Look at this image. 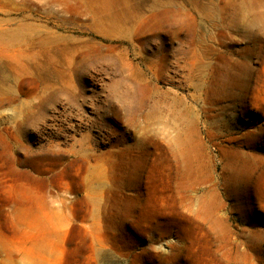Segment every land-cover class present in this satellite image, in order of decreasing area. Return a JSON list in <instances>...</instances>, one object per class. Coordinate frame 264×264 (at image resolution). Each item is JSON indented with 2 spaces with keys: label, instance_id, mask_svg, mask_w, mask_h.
Returning a JSON list of instances; mask_svg holds the SVG:
<instances>
[{
  "label": "rangeland",
  "instance_id": "obj_1",
  "mask_svg": "<svg viewBox=\"0 0 264 264\" xmlns=\"http://www.w3.org/2000/svg\"><path fill=\"white\" fill-rule=\"evenodd\" d=\"M0 81V264H264V0H0Z\"/></svg>",
  "mask_w": 264,
  "mask_h": 264
},
{
  "label": "bare ground",
  "instance_id": "obj_2",
  "mask_svg": "<svg viewBox=\"0 0 264 264\" xmlns=\"http://www.w3.org/2000/svg\"><path fill=\"white\" fill-rule=\"evenodd\" d=\"M4 78V77H3ZM1 82V81H0ZM9 82V81H8ZM6 80H4V82H3V85L5 86V84H7L8 83ZM10 83V82H9ZM2 84V83H1ZM3 88V87H2ZM1 89V88H0ZM6 89V88H5ZM1 93V92H0Z\"/></svg>",
  "mask_w": 264,
  "mask_h": 264
}]
</instances>
